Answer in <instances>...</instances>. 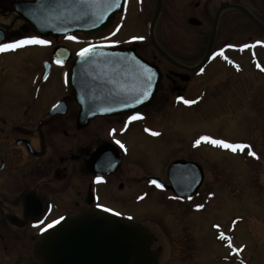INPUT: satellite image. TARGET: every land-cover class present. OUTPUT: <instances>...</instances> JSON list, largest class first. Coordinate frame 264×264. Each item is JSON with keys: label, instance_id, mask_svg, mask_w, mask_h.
Masks as SVG:
<instances>
[{"label": "flooded vegetation", "instance_id": "1", "mask_svg": "<svg viewBox=\"0 0 264 264\" xmlns=\"http://www.w3.org/2000/svg\"><path fill=\"white\" fill-rule=\"evenodd\" d=\"M34 1L0 0V43L29 36L52 42L0 52V264H39L34 257V247L46 232L41 229L47 230V225L53 221L75 217L83 210L119 213L147 227L155 236L151 250L160 254L158 264H173L168 258L163 260L165 247L160 244L161 236L153 229L151 220L148 219L149 225L141 221L150 217L147 214L149 204L155 206L159 202H152L153 195L159 196L161 203L188 205L190 213L199 214L206 211L211 201H216L220 191L209 189L203 195L205 167L208 170L209 166L216 167L209 155L204 157L205 167L200 164L204 171L203 184L190 198H180L172 188L178 184L177 189H180V182L192 181V170L187 166V171H179L182 177L175 176L173 182L176 184H172V166L181 161L185 166L187 163L199 164L194 157L202 148L209 153H219L220 157L226 156L225 161H235L238 168L236 174L229 167L223 170L224 173L216 168L219 178H225L220 180L221 191L240 197L238 181L242 178V170L239 166L242 169L245 161L253 162L261 157L253 142L209 133L198 138L193 136L177 146L172 143L176 139L175 118L182 112L213 114L218 119V128L223 129L222 125L227 121L219 116L227 100L228 86L224 79L227 72L232 78H239L250 69L264 77V0H188L189 3L183 6L180 0H171L174 15L182 11L187 14L185 26L180 29V34H176L186 35L189 28L197 29L198 38L202 39L198 50L200 41L191 43L190 48L184 42L172 43L176 56L165 40L156 37V44L171 60L163 57L150 39L158 0H127L124 11L116 16L108 30L94 35L73 34L77 40L68 38L72 35L43 37L21 14L26 4ZM161 1L162 9L155 28L165 11V0ZM237 7L245 8L259 24ZM152 8L154 15L149 23L148 40H133L136 35L121 39L131 26L132 12L135 11L138 19ZM243 20L250 24L247 29L255 30L254 37L244 39L247 31ZM230 34L239 36L233 38ZM89 44L135 48L141 58L157 66L162 79L153 104L135 114L127 113L132 107V82L131 67L125 66L114 67L116 71L109 84L101 81L100 74L93 73L90 66H82L77 96L74 97L66 87L65 74L76 61L80 49ZM147 44L153 49L152 57L142 52ZM57 59L63 60L64 64H57ZM125 59L131 62L132 58ZM201 64L204 65L198 69ZM11 75L25 86L21 92L15 88L16 82L11 81ZM184 100L193 103L186 104ZM95 112L103 114L95 115ZM136 114L140 118L129 120ZM202 136L242 142L251 147L234 153L203 140L196 145L195 141ZM138 139H149L169 148L162 150L165 160L161 173H148L137 151H133L132 145ZM117 140L124 147L117 144ZM251 151L257 156H251ZM155 179L164 187L151 183ZM198 204L204 207L198 209ZM240 219V216L232 217L225 228L226 236L232 239V247L226 241L220 242L229 252V258L224 261L231 264H239L236 249H239ZM216 226L214 224V233L219 230ZM217 240L220 241L219 235Z\"/></svg>", "mask_w": 264, "mask_h": 264}, {"label": "rangeland", "instance_id": "2", "mask_svg": "<svg viewBox=\"0 0 264 264\" xmlns=\"http://www.w3.org/2000/svg\"><path fill=\"white\" fill-rule=\"evenodd\" d=\"M180 3L183 6L189 1L180 0ZM172 7L171 0L164 1L165 11L153 32L155 39L157 37L165 40L169 46L168 49L176 56L174 48H171L172 43L184 42L189 47L191 43L200 41L196 49L198 50L202 45V39L198 38L197 29L189 28L186 35L176 34V32L180 34V29L185 26L184 18H187V14L182 11L174 15L171 12L174 11ZM134 13L135 11L132 12L134 18L131 19V26L127 27L120 36L121 39L136 35L143 36V40H148L149 23L153 18L154 8L142 18L137 19ZM206 19L208 20L207 17ZM242 23L247 31L244 39L254 37L255 30L246 28L250 24L244 20ZM230 36L235 38L239 34H230ZM142 52L149 57L153 56V49L148 44ZM228 73L224 75L228 86L227 100L223 103L221 116H219L220 119L227 121V123L223 121V129L218 128V119L213 114L182 112L175 118L177 130L175 131L176 139L172 145L177 146L189 141L193 136L198 138L204 133H209L224 138L253 142L261 157L253 162L245 161L242 169L239 166L240 171L242 170V178L238 181L240 197H232L226 195L227 192L222 193L220 180L225 178H219L218 170L224 173L223 170L229 167L235 172L238 164L235 161L232 163L230 160L225 161L228 157H220L219 153H209L204 148L197 150L194 158L199 164L203 165L206 162L204 157L208 155L212 163H216V167L209 166V170L203 165L206 170L203 195L209 189L212 192L220 191L217 193L216 201H211L203 213H190L188 205H166L160 202L159 196L153 195L152 202H159L155 206L151 205L152 203L149 204L147 214L150 217L147 216V219L144 218L141 221L149 225L148 219L151 220L153 229L161 236L160 244L165 247L163 260L166 261L168 258L174 262L173 264H231L224 261L225 258H229V252L220 244L224 240L220 239L219 234L223 232L226 235L225 228L235 216L241 218L237 231V244L240 249L237 256L239 264H264V77L252 73L250 69L238 76L239 78H232ZM10 79L16 82L14 86L21 92V89L25 87L21 81H17L15 75H11ZM166 84H169V81ZM166 118L168 119V115ZM235 118L237 122H234ZM132 149L137 151L138 158L142 159L148 173L151 171L161 173V166L165 160V152L162 150L168 151L169 148H164L163 145L149 139H138L133 143ZM214 224L220 226L216 231L217 234L214 233ZM218 235L220 241L217 240Z\"/></svg>", "mask_w": 264, "mask_h": 264}, {"label": "water", "instance_id": "3", "mask_svg": "<svg viewBox=\"0 0 264 264\" xmlns=\"http://www.w3.org/2000/svg\"><path fill=\"white\" fill-rule=\"evenodd\" d=\"M118 3L119 7L113 4V0H36L30 5L26 4L21 14L43 37L79 32L94 35L112 26L115 17L125 9L127 0H118ZM161 9L162 1L158 0L150 27V39L154 48L163 57L171 60L156 44L153 35ZM237 9L258 23L245 8ZM129 57L132 58L131 62L125 59ZM87 58L90 60L78 56L67 72L65 83L74 97L77 96L82 66H90L93 73H99V79L107 84L111 82L112 74L116 71L114 67L125 66L131 67L132 82V107L127 113L135 114L154 102L162 79L161 72L157 66L141 58L135 48L97 46ZM137 98H140L139 103ZM94 114L101 115L103 112ZM182 162L175 163L171 168L172 184L175 183L174 177L180 175L178 172L187 171L188 167L192 170V181L180 182V189H177L178 184L175 183L172 190L181 197H189L197 193L203 184L204 172L196 163H187L185 166ZM186 184L189 187L183 186ZM154 241L155 236L147 227L129 218L99 210H83L79 215L69 217L49 228L36 243L34 257L39 264H158L160 254L151 250Z\"/></svg>", "mask_w": 264, "mask_h": 264}, {"label": "snow or ice", "instance_id": "4", "mask_svg": "<svg viewBox=\"0 0 264 264\" xmlns=\"http://www.w3.org/2000/svg\"><path fill=\"white\" fill-rule=\"evenodd\" d=\"M113 4L116 7H119L118 0H113ZM109 6L111 7L112 5H109ZM117 31H119V29H117ZM68 38L71 39V40H77L78 39V37L75 36V35L69 36ZM132 39L133 40H137V39L142 40V39H144V37L143 36H134V37H132ZM51 43L52 42L50 40L43 39V38H41L39 36H29V37H25V38H22V39L14 40V41H12L10 43H0V52H5V51H9V50H16V49L24 47L26 45H50ZM112 43H118V41H112ZM96 47H97V45L89 44L87 47H83V48L80 49V51L78 53V56L81 57V58H85L86 59L87 57H89L94 52ZM245 47H246V45H245ZM221 54H222V51H221ZM56 63L59 64V65H63L64 61L61 60V59H57ZM237 67H239V66H237ZM201 71H203V69H201ZM65 75L68 76V74H65ZM148 87L149 88L151 87L150 83H149ZM144 95L146 96L147 92H145ZM181 99H183V98L181 97ZM139 102H140V98H137V103H139ZM184 103L191 104V103H193V101L184 100ZM54 107H58V105H54ZM102 111H105V110L102 109ZM138 118H140L139 114H136V115L130 116L129 120H136ZM113 132H115V130H113ZM153 134L158 135L159 133H153ZM202 140L203 141H207V142H209V143H211V144H213L215 146H218V147H221V148H224V149H229V150H231L234 153L238 152V151L239 152H243L245 149L251 147L250 145L242 143V142L233 143V142L226 141L224 139H213L210 136H202V137H200L199 139H197L195 141V144L199 145ZM116 143L119 144L121 147H124L123 144H121V142L119 140H117ZM250 155L253 156V157H256L257 153L255 151H251ZM98 179H100V178L98 177ZM151 183L156 184L157 186H159L161 188L164 187L162 184H159L158 181H156V180L151 181ZM196 207L198 209H200V208H203L204 205L203 204H198V205H196ZM108 211H112V209H108ZM117 215H119V213H117ZM60 219H63V217H61ZM57 223H59V220L53 221L51 224H48L47 228H51V227H53L54 224H57ZM216 227L219 228L220 226L217 225ZM41 230L42 231H46V228H42ZM219 235H220V239L221 240L226 241L228 243V245L230 247H232V239H231V237L226 236L223 232H221ZM236 251H240V249H236Z\"/></svg>", "mask_w": 264, "mask_h": 264}, {"label": "bare ground", "instance_id": "5", "mask_svg": "<svg viewBox=\"0 0 264 264\" xmlns=\"http://www.w3.org/2000/svg\"><path fill=\"white\" fill-rule=\"evenodd\" d=\"M205 211V210H204Z\"/></svg>", "mask_w": 264, "mask_h": 264}]
</instances>
